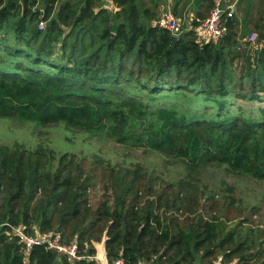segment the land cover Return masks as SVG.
<instances>
[{"label":"trees","instance_id":"trees-1","mask_svg":"<svg viewBox=\"0 0 264 264\" xmlns=\"http://www.w3.org/2000/svg\"><path fill=\"white\" fill-rule=\"evenodd\" d=\"M159 2L112 0L109 11L102 0H0V118L61 125L188 168L216 163L264 182V23L253 24L255 45L239 39L233 16L216 41L200 42L188 30L172 42L152 24ZM85 162L41 144L0 146V224L59 234L84 257L95 255L92 243L105 236L108 262L205 264L218 254L222 264H264V236L256 240L262 231L245 221L224 235L217 220L168 225L165 213L194 190L184 179L175 197L168 190L176 187L166 185L143 201L139 192L153 189L152 176L107 164L122 174L124 189L112 204L90 209L93 168ZM200 198L213 206L205 190ZM4 229L0 264H95L44 246L25 257Z\"/></svg>","mask_w":264,"mask_h":264},{"label":"rangeland","instance_id":"rangeland-1","mask_svg":"<svg viewBox=\"0 0 264 264\" xmlns=\"http://www.w3.org/2000/svg\"><path fill=\"white\" fill-rule=\"evenodd\" d=\"M62 1L59 0V3ZM212 7L213 4L209 9L211 10ZM163 8L164 4L161 1L157 15ZM175 10L177 15L181 13L178 12V8ZM245 106H250V104H245ZM256 106L258 105L252 104L251 107ZM260 106L264 107V103ZM40 144L56 154L75 153L81 158H85L86 167L93 168L90 172L93 180L88 192V206L92 210H95L103 202L112 204L114 197L124 189V182L120 181L122 174L119 173V170L111 172V169L107 168V164L119 166L122 170L132 166V168L136 167L140 170L141 173L143 170L146 171V176H152V182L148 183L153 189L149 192L146 186L139 192L143 201L159 195L161 188H165L166 185L176 187L177 191L168 190V194L175 197L178 192L177 183L181 179L188 181L189 185L194 187L191 193L183 192L181 197L183 201L180 207L171 208L165 213L164 219L170 227H174V225L188 227L200 220L202 222L217 220L222 229L221 234L224 235L231 228L245 221V226L249 228L257 226L262 231L260 235L256 236V240H259L258 237L263 238L264 236V182L231 174L216 163H205L188 168L184 164L185 162L183 163L180 159L164 158L157 152L144 148L125 147L124 144L121 145L105 137H90L78 130L65 129L61 125L42 126L31 121L8 117L0 118V146L17 145L34 148ZM156 176L158 177L153 181ZM160 178H164V181L162 182ZM203 190L214 196L212 207L200 198ZM195 199L198 200L195 201ZM170 220L172 222H169ZM105 239L104 236L101 242L92 243L96 253L102 252L101 243ZM216 255L218 254L206 262L222 264L220 256L214 258ZM206 262L204 263L207 264ZM229 264H243V262L236 259ZM248 264H255V261Z\"/></svg>","mask_w":264,"mask_h":264},{"label":"built area","instance_id":"built-area-1","mask_svg":"<svg viewBox=\"0 0 264 264\" xmlns=\"http://www.w3.org/2000/svg\"><path fill=\"white\" fill-rule=\"evenodd\" d=\"M103 5L109 11H113L112 0H102ZM234 5L230 0H214L208 16L201 22L199 26L194 28L196 35L200 42H211L221 38L224 34V23L227 19L232 18ZM154 25L169 32L172 36H177L181 30V20L178 18L169 6L164 7L158 14ZM44 27L43 23L39 28ZM247 41L252 44H257V35L252 33L248 36ZM264 49V42L259 44ZM4 227V234L9 238H16L17 243L21 245V250L25 257L29 255L31 250L36 246H44L46 249L56 252L58 255L65 256L69 261H78L86 259L97 263L98 259L93 256H80L76 242L63 243L59 234L49 233L40 234L36 229L33 233H27L25 227L22 225L12 226L8 224H0V228ZM103 264H124L122 259H117L112 262H105ZM141 264V263H139Z\"/></svg>","mask_w":264,"mask_h":264},{"label":"crops","instance_id":"crops-1","mask_svg":"<svg viewBox=\"0 0 264 264\" xmlns=\"http://www.w3.org/2000/svg\"><path fill=\"white\" fill-rule=\"evenodd\" d=\"M164 7L169 6L172 12L178 8L181 12L175 15L181 20V32L193 30L192 22H198V25L208 16L209 8L212 6L214 0H160ZM234 5L233 17L237 22L239 39L243 41L251 34V29L255 23H264V0H230ZM158 16V15H157ZM188 17V18H187ZM155 21L152 22L154 24ZM102 252L96 253L98 264L108 262L106 259L104 241H102ZM94 248V247H93ZM95 249V248H94Z\"/></svg>","mask_w":264,"mask_h":264},{"label":"water","instance_id":"water-1","mask_svg":"<svg viewBox=\"0 0 264 264\" xmlns=\"http://www.w3.org/2000/svg\"><path fill=\"white\" fill-rule=\"evenodd\" d=\"M177 37L176 36H171L172 42L176 41ZM206 253V252H205Z\"/></svg>","mask_w":264,"mask_h":264}]
</instances>
